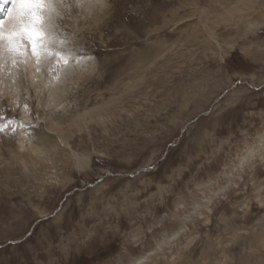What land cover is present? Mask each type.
Instances as JSON below:
<instances>
[{
    "label": "rangeland",
    "instance_id": "obj_1",
    "mask_svg": "<svg viewBox=\"0 0 264 264\" xmlns=\"http://www.w3.org/2000/svg\"><path fill=\"white\" fill-rule=\"evenodd\" d=\"M234 2L110 0L101 19L61 9L55 32L81 61L36 81L0 70V114L26 122L0 133V264H264V0L229 16ZM109 103L69 140L86 167L33 162L53 122L67 131ZM161 179L169 191L145 215Z\"/></svg>",
    "mask_w": 264,
    "mask_h": 264
},
{
    "label": "snow or ice",
    "instance_id": "obj_2",
    "mask_svg": "<svg viewBox=\"0 0 264 264\" xmlns=\"http://www.w3.org/2000/svg\"><path fill=\"white\" fill-rule=\"evenodd\" d=\"M85 7L89 10L98 9L101 12L116 9V5L110 3V0H72L71 3L69 0H0V70H7L9 75H15L21 68L27 72L34 61L32 65L34 72L39 74L47 66L49 71L56 73L62 68H67L74 55L79 63L82 57L75 54L73 49L64 50L67 41L57 36L54 21L61 17V9ZM135 15L137 17L135 26L131 21L129 22V27L135 34L132 37L134 39L142 34L145 22L144 17L139 13ZM254 27L250 26L249 31H253ZM141 84L142 81H136V87ZM129 91H135V88H130ZM25 110H27L26 105ZM137 111L139 108L130 107L127 113L129 119H138L135 115ZM33 119L38 117L34 116ZM17 127H25L24 122L19 121L18 117H9L6 113L0 114V133L11 128L14 135ZM29 127L32 128L33 134L52 139L44 136L43 125L34 124ZM162 162L157 160L153 163L148 174L155 171ZM157 183V190L151 193L150 197H145L148 201V207L143 209L145 215L153 212V205L159 206L163 203V198L169 191L170 183H164L162 179ZM157 197L160 199L157 200ZM138 203L139 201H136L133 207ZM262 207H264V197H262ZM220 222H227V218L221 217ZM62 252L70 253V248L66 246ZM241 264H243L242 257Z\"/></svg>",
    "mask_w": 264,
    "mask_h": 264
},
{
    "label": "bare ground",
    "instance_id": "obj_3",
    "mask_svg": "<svg viewBox=\"0 0 264 264\" xmlns=\"http://www.w3.org/2000/svg\"><path fill=\"white\" fill-rule=\"evenodd\" d=\"M238 2H234V7H232V8H230V9H228L227 11V15H229V16H233V15H235V14H241L242 12H245V9L243 8V7H245L246 5H245V1H248V0H237ZM229 7V6H228ZM84 11L86 12L87 11V14L89 15V14H95L96 12H98V11H100V10H98V9H92V10H89L87 7L84 9ZM198 10H196L195 9V12H197ZM100 13H101V11H100ZM105 13H101V14H99L98 15V17L97 18H104L105 16ZM90 16V15H89ZM95 16V15H94ZM219 16H220V14H219ZM193 17V16H192ZM94 19V18H93ZM184 19V18H183ZM90 22V21H89ZM206 30H209V28H205ZM32 65H34V61L32 62ZM32 65H30V67H29V75H28V77L30 76V81H36L37 79H40V78H42L43 76H44V74H42V73H44L43 71H42V73H36V72H34L33 71V67H32ZM6 72V71H5ZM62 73V72H61ZM63 73H65V75H67V73H68V68H64V72ZM82 73V72H81ZM5 74V73H4ZM16 75H19L18 74V72H16L15 73V75H12L11 77L12 78H14ZM80 76H81V74H79V78H80ZM2 77V76H1ZM17 78V77H16ZM23 78V77H22ZM78 78V79H79ZM2 79H4V78H2ZM2 79H0V80H2ZM6 79H8V78H6ZM5 79V80H6ZM10 80V79H9ZM20 80V79H19ZM4 81V80H3ZM14 81H16V83H18L19 84V81L18 80H14ZM61 83H62V81L60 82V83H54V84H52L53 86H52V88H51V90H50V95H49V97H50V99H52V101H53V99H56V98H58L59 96H61L62 94H63V88H62V86H61ZM8 84V82H6V83H4V85H7ZM35 84V83H34ZM33 85V84H32ZM76 85V84H75ZM35 86V85H34ZM3 90V86H1L0 87V91H2ZM36 90V89H35ZM42 97V96H41ZM51 100H50V102H52ZM61 101V100H60ZM115 101V100H114ZM113 101V102H114ZM58 102V101H57ZM58 104V103H57ZM51 105H53V104H51ZM56 106V105H55ZM54 106V107H55ZM109 106H110V103L109 104H105V105H103L102 107H99L98 109H96V110H91V111H86V112H84V113H78V115H76V117H74L73 116V118L70 120V123H69V125H68V128H67V131H64V129L61 127L62 126V124L61 123H52V125H51V127H52V131H54V132H56L57 133V135L56 136H58L57 137V139L56 140H53L52 141V144H50V146L49 147H38V146H35V145H33V146H30L29 148H28V153H30L31 154V156H32V159H33V162H36L37 163V161H39V162H49V160L50 161H52V162H58V163H61V164H63L64 162H69V161H72V160H75V162L76 163H79L81 166L80 167H86L87 165H88V163H87V159H85V158H81L78 154H76V153H74L73 152V150L71 149V144H70V142H69V140H70V138H72L73 136V130L74 129H80V128H82L83 126H81V125H84L85 126V128H86V126H88L87 124H89V122H92V121H94L96 118H99L100 120H103V122L104 121H106L107 119H108V117H107V115H110V114H114L115 113V111H114V113H113V111H109L110 110V108H109ZM121 106V105H120ZM45 108V107H44ZM50 108V107H49ZM59 108H61V107H59ZM56 109V108H55ZM114 109H116V108H114ZM30 110V109H29ZM107 118H106V117ZM109 117H111V116H109ZM24 118H29V115H24ZM99 119H97V120H99ZM106 119V120H105ZM29 121V120H28ZM24 122V121H23ZM102 122V123H103ZM26 122H24V124H25ZM32 123V122H31ZM65 123V122H64ZM29 124V123H28ZM67 127V126H66ZM62 128V129H61ZM82 129H84V128H82ZM51 130V129H50ZM22 145V149H24L23 148V144H21ZM62 146L64 147L63 149H62ZM67 149H69V150H71L72 152L71 153H69L68 151H67ZM67 152V153H66ZM49 159V160H48ZM26 160H28L27 158H26ZM32 161V160H31ZM24 162V161H23ZM25 164V163H24ZM36 165V164H35ZM27 166V165H26ZM29 166V165H28ZM27 166V167H28ZM31 166V165H30ZM32 167H34V166H32ZM78 167H79V165H78ZM83 167V168H84ZM26 168V167H25ZM25 170V169H24ZM51 175V174H50ZM263 244V243H262Z\"/></svg>",
    "mask_w": 264,
    "mask_h": 264
},
{
    "label": "water",
    "instance_id": "obj_4",
    "mask_svg": "<svg viewBox=\"0 0 264 264\" xmlns=\"http://www.w3.org/2000/svg\"><path fill=\"white\" fill-rule=\"evenodd\" d=\"M144 172H146L147 170H143Z\"/></svg>",
    "mask_w": 264,
    "mask_h": 264
}]
</instances>
